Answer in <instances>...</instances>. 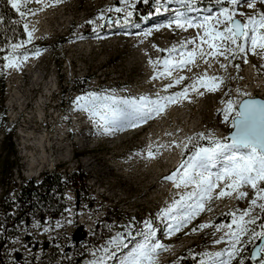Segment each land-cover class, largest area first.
<instances>
[{
	"label": "rangeland",
	"instance_id": "rangeland-1",
	"mask_svg": "<svg viewBox=\"0 0 264 264\" xmlns=\"http://www.w3.org/2000/svg\"><path fill=\"white\" fill-rule=\"evenodd\" d=\"M211 1L215 0H196L194 4L196 10L191 14L203 16L209 10L218 12V5L211 4L212 8L209 9ZM129 2L136 6L139 0H129ZM152 3L153 0H149L148 6L154 14L138 22L137 8H135L131 18L132 23L128 25L123 22V13L106 11L109 8L121 7L119 0H60L57 5H55V0H48L45 4L47 6L37 4L35 0H32L26 7H22L21 10L26 12L35 11L38 27H47L49 32L40 34L30 43L25 44L23 48L16 50L21 53L24 49L34 45H42L28 52L29 58L21 64L18 71L5 69L4 105L7 110V128L10 131L15 129L13 140L17 150L11 178L15 184L13 182L8 184L9 192L14 195L19 190L22 184L21 178H32L39 181L46 172H60L64 180L66 173L81 169L87 178L86 187L82 188L83 191L78 192L74 187L67 186L64 195L66 209L56 217L50 214L43 218L31 215L30 218L22 220L17 226L18 234L2 245L5 255L3 256L0 251V259L3 261H12L17 264L40 263L49 253L46 247L52 244L54 248H59L60 252L79 250L87 253L89 258L83 264H91L94 259L93 253L96 257L103 255L102 249L107 245L108 255L105 257L104 264H119L124 255L143 239L142 234L147 231L145 228V222H147L152 225V231L155 233L154 240H159L160 243L168 246L167 251L159 252L157 264H198L201 259L200 254L213 248L214 240L223 234L222 229L216 232L215 236L213 235L215 225L229 224L232 220L231 214L235 213L239 216L240 211L249 208V200L253 196L251 188H249L247 200L244 201L242 207H239V202L243 199H236L235 193L233 196L213 199L206 203L205 211L196 216L186 227L181 228L172 236L166 235V225L170 221L161 216L162 210L178 200L185 191H191V187L176 188L171 185L172 180L164 179L167 175L162 176L161 172L157 171L165 165L160 153L166 150L167 143L173 148V141H175L182 144L180 160H186L192 145L189 144L187 149L183 148V145L188 143L187 140L183 141L184 135L190 137L196 133L207 135L212 132L216 138L227 136L231 131L228 124L220 125L221 130L216 128L218 118L222 115L218 109L224 108L222 101L238 98L237 88L244 91L243 82L247 77L244 72L247 70V65L242 57L247 55L248 60L255 63L254 66L260 75H264V67H261L264 61L251 53L241 54L240 58L232 60L231 64H228L223 57L215 60L210 58L211 67L198 62L190 67L191 70L174 72L173 76L185 75V80L164 91V86L169 84L172 78L161 76L155 80L151 79L154 65L150 64L149 60L155 62L158 58L164 59L170 55L157 51V48L167 49L175 43L179 44L183 39L192 38L194 29L182 32L162 28L158 32L153 31L147 37L135 36L136 33L152 28L153 25L160 23L170 15V13L163 12L156 15ZM42 6L43 9L40 11ZM256 6L259 12H264V6L257 5V3ZM168 7L170 9L180 8V5L173 2ZM250 10L245 9L244 11L249 12ZM101 13L105 21H112L110 27L106 22L101 27V22L95 21ZM70 18L71 21H69ZM88 20H94L95 24H87ZM117 20H119V25L116 23ZM240 20L243 22L245 19ZM94 26L96 27L95 33L92 30ZM153 45H156V48H153ZM145 47L146 54L142 52V48ZM36 49L41 50L40 59L30 67L28 62L33 56L31 53ZM221 63L227 64L226 70L218 66ZM236 64L240 65L239 72L233 67ZM161 68L162 66L155 65L157 75ZM214 70H217V75ZM205 71L209 76L223 77L224 83L219 91L212 93L203 88L198 91H189L186 99H178L162 114L140 124L138 129L129 128L123 132L105 135L92 122L87 113L76 109L72 104L75 97L87 92L106 91L107 94H114L118 97L146 95L155 98L157 93L161 96L171 95L182 91L185 85L193 83L196 77L203 75ZM237 77H242V79H237ZM39 80L41 82L36 85L37 90L32 92L30 103L25 104L21 109L20 104L27 95V85ZM53 83L55 86L52 94L42 107L41 113H36L37 101L45 92V86ZM79 88L85 91H79ZM62 91L65 92L63 98ZM199 92L204 94L199 95ZM15 101H18V104L12 107L11 103ZM185 107H190L192 118L199 115L201 111L199 107H205L207 110L202 113L203 124L195 129L189 128L182 116H185ZM28 115H32L33 119L26 124ZM22 129L32 131V134L26 137L29 144L35 141L39 133H51L53 146L47 147L46 154L51 155L53 164L46 163V166L36 176L28 173L29 161L25 158L26 151H24L23 139L20 136ZM200 144L207 146V140L200 141ZM5 145L4 128L0 120V154ZM29 146L35 156H38L40 153L38 148ZM147 147L148 151L155 153L154 158L147 156L148 151L142 156L141 153L139 155L140 149ZM2 173L0 159V199L7 191L5 184L9 180L2 177ZM165 185L169 186L166 190L162 188ZM216 191L218 192L219 188ZM69 194L73 195L72 201L69 200ZM208 208L212 210L208 211ZM110 213L119 215L112 222L118 232L120 231L119 236L116 237V244H109V240L96 243L92 239L95 228L98 223L105 221V214ZM254 214L262 218L258 219L255 225H248V227L250 231L255 229L259 232L261 231L260 225L264 223V214L259 210ZM88 219L91 220L89 225ZM245 219L248 218L245 217ZM57 222L60 223V227H57ZM202 223H209L212 226L192 232L194 227ZM80 228L82 231L79 239L76 240L75 234ZM242 240L244 245L241 253L232 261V264H239L241 259L244 264H260L264 253H261L259 260H254L251 254L261 240L258 238L249 240L248 236L242 237ZM220 244L222 246L213 248V252L226 248L225 243ZM171 246L176 247L175 252L169 250Z\"/></svg>",
	"mask_w": 264,
	"mask_h": 264
},
{
	"label": "snow or ice",
	"instance_id": "snow-or-ice-1",
	"mask_svg": "<svg viewBox=\"0 0 264 264\" xmlns=\"http://www.w3.org/2000/svg\"><path fill=\"white\" fill-rule=\"evenodd\" d=\"M31 2L32 0H7L11 9L15 10L22 19L29 14L35 15V12L31 10L28 12L21 10ZM119 2L121 7L109 8L106 11L123 13L124 24H131L135 9L134 3H130L129 0H119ZM143 2L148 4L149 0H143ZM173 2L179 4L180 8L170 9L168 6ZM195 2L196 0H153L152 7L156 15L162 12L170 13V15L160 23L153 25L152 28L136 33L147 37L153 31L158 32L162 28L182 32L188 29L200 30L195 37L183 39L179 44H173L170 48H157V51L170 54L164 59L158 58L155 62L149 60V63L154 65L151 79L155 80L161 76L172 78L171 82L164 86V91L185 80L183 75L173 76V73L196 64L197 57L209 67H211L210 58L215 60L223 57L228 64H231L232 60L240 58V55L245 53L257 55L264 61V12H256V0H243L247 8L254 13L246 16L244 12H239L240 16H246L243 22L235 18L242 0H215V3L219 5V11L209 10L203 16L191 14L196 10ZM35 3L40 4L41 0H35ZM261 3H264V0H261ZM152 14L149 13V15ZM95 21H100L101 27L105 22L109 27L112 24L111 20L105 21L103 13L98 15ZM95 21L88 20L86 23L94 25ZM116 23L119 25V20ZM135 26L139 27V25ZM23 28L28 39L20 43L10 42L8 44L10 51L3 57V69L18 71L21 64L29 58L27 51L20 54L16 50L31 42L35 29L29 31L27 23L23 24ZM92 30L95 33L96 27L94 26ZM153 48H156V45H153ZM40 52V49H36L31 55L39 56ZM242 58L245 64L248 63L247 55H243ZM155 65L162 66L158 75ZM219 66L221 69L226 70L227 68V64L224 63ZM234 67L239 72L240 65L236 64ZM261 67H264V63ZM189 70H191L190 67ZM237 79H242V77H237ZM223 83V77L209 76L205 71L203 75L197 76L193 83L185 85L182 91L171 95L161 96L157 93L155 98L146 95L118 97L114 94H107L106 91L87 92L75 97L72 104L76 109L87 113L92 122L105 135H111L135 128L162 114L178 99H186L189 91H198L203 88L207 92L215 93L220 90ZM236 92L240 97L239 100L229 98L222 101L224 108L218 109L223 116L222 122L231 128L228 135L216 138L212 132H209L207 135L196 133L187 137L188 143L184 144L183 148L187 149L189 144L192 145L188 158L182 160L171 175L164 177L165 180H172L176 188L191 187V191H185L178 200L173 201L161 212V216L170 221L166 225L167 236H172L191 223L196 216L205 211L206 203L211 200L233 196L234 193L236 199H243L248 196L247 188L253 190L249 208L240 211L238 217L235 213L231 214V223L215 225L214 236L216 232L227 229L218 239L214 240L215 244L225 243L226 248L221 251L201 253L198 264H232V261L241 253L244 236H248L249 240L254 238L261 240L260 247L251 254L253 257L258 253H264V223L260 225L261 231L259 232L255 229L250 231L248 227V225H255L256 221L262 218L255 215L253 209H259L260 213L264 214V99L253 98L239 88ZM203 94L199 92V95ZM202 140H207V146L200 144ZM173 144L175 147H181L175 141ZM147 156L154 158L155 153L150 150ZM217 188H219L218 192ZM68 222L71 223V221ZM60 226L57 222V227ZM211 226L209 223H202L194 227L192 232ZM145 228L147 231L142 234L143 239L124 255L119 264H157L159 252L168 250V246L160 243L159 240H154L155 233L150 223L145 222ZM116 241L117 238L113 237L108 243L116 244ZM102 252L103 255L99 257L93 253L94 259L91 264H104L105 257L108 255L107 245L103 247ZM239 264H244L243 259ZM260 264H264V257L261 258Z\"/></svg>",
	"mask_w": 264,
	"mask_h": 264
},
{
	"label": "trees",
	"instance_id": "trees-1",
	"mask_svg": "<svg viewBox=\"0 0 264 264\" xmlns=\"http://www.w3.org/2000/svg\"><path fill=\"white\" fill-rule=\"evenodd\" d=\"M209 4L217 5L215 2ZM135 8H137L136 19L138 22L142 18L150 16L149 13L154 12L149 9L148 4L143 3V0H139ZM24 19L20 18L15 10L11 9L7 0H0V49H4V51H0V120L4 128V139L6 140V145L0 154V159L3 170L1 176L9 179L8 183L5 184L7 191L0 199V251H2L3 256L5 255L2 249L3 243L8 242L11 237L18 234L17 226L22 220L30 218L31 215L43 218L45 215L50 214V216L56 217L66 209L64 195L67 186H72L76 191L80 192L83 187H86L87 178L85 172L81 169L66 173L64 180L60 172H46L39 181L32 178H21L22 184L19 190L14 195H11V192H9L8 184L11 182L15 184L14 181H11V178L17 150L15 149L13 140L15 129L10 131L7 128V110L4 105L6 81L5 69L2 68V64L3 57L10 51L7 47L8 44L10 42L20 43L26 40V34L23 28ZM41 46L34 45L28 49H24L20 54H23L25 51H32ZM85 89L79 88L78 90L85 91ZM61 96L62 98L65 96L64 91H62ZM239 99L240 97L238 96L236 100ZM117 217H119L118 214H105V221L97 224L92 235V239L96 243H100L103 240H111L113 237L119 236L120 231L118 232L112 223L113 219ZM46 250L49 253L40 263L37 262L35 264H83L89 258L87 253L80 252L79 250L60 252L59 248H54L52 244L46 247ZM0 262H3V264H17L16 262H6L2 259H0Z\"/></svg>",
	"mask_w": 264,
	"mask_h": 264
},
{
	"label": "bare ground",
	"instance_id": "bare-ground-1",
	"mask_svg": "<svg viewBox=\"0 0 264 264\" xmlns=\"http://www.w3.org/2000/svg\"><path fill=\"white\" fill-rule=\"evenodd\" d=\"M48 0H41V3L40 4H47ZM56 4L57 5L59 2H57V0H55ZM256 3L257 5L260 4L262 6H264V3H261V0H256ZM53 5V4H52ZM211 5V4H210ZM209 5V6H210ZM243 5H246L245 2H243L242 0V3L241 5L237 8V10H240V12H244L245 14H254L252 10H250L249 12H245L244 10L245 9H248L247 6H243ZM243 6V7H242ZM257 7V6H256ZM40 8V7H39ZM212 8V5L209 7V9ZM42 9H43V6H42ZM259 9V8H258ZM41 11V10H40ZM257 8H256V12H257ZM31 12H35V11H32ZM259 12V11H258ZM263 12V11H262ZM36 15V14H35ZM35 15H27L26 19H25V23H27L28 25V28H29V31H32L33 29H35V31H33V38H37L40 34H44V33H47L49 32V29L46 28H39L36 21H37V18L35 17ZM64 16V15H63ZM72 18V17H71ZM71 18L69 19V21H71ZM73 19V18H72ZM240 19H246V17L244 18H240ZM59 22V21H58ZM62 22V21H61ZM60 22V23H61ZM24 23V24H25ZM65 25V24H64ZM59 26V25H58ZM66 26V25H65ZM51 30V29H50ZM199 30L197 29H194V34L193 36L195 37L197 35V32ZM135 36H139V35H135ZM180 36V35H179ZM182 36V35H181ZM184 36V35H183ZM182 36V37H183ZM191 36V35H190ZM191 36V37H193ZM27 37V36H26ZM187 38V37H185ZM28 39V38H27ZM183 39V38H181ZM179 39V40H181ZM175 44H178V43H175ZM197 44H199V41L197 40ZM91 45V44H90ZM168 46V45H167ZM169 47V46H168ZM206 48V46H205ZM143 49V53H147V50H146V47L145 48H142ZM149 54V53H148ZM40 59V55L39 56H31L29 62H28V66H32V64H35L38 60ZM247 59H249L247 57ZM198 62H201V64L204 65V62L203 60H201L199 57H197V64ZM215 63V62H214ZM247 64V63H246ZM195 65V64H194ZM217 64L215 63V66ZM220 65V64H219ZM218 65V66H219ZM255 63L252 62V61H249L248 60V64H247V70H245L246 72H244V74L247 76L244 80V91L249 93V95L251 97H256V96H260L262 98H264V75H260L258 74L257 72V69H256V66H254ZM193 65L189 66V67H192ZM205 66V65H204ZM189 67H186L183 69V71L189 69ZM207 67V66H206ZM195 68V67H194ZM197 68V67H196ZM200 68V67H199ZM217 69V68H216ZM201 70V69H200ZM211 70V69H210ZM182 71V70H181ZM179 71V72H181ZM192 71H194L192 69ZM204 71V70H203ZM216 71V75L218 74L217 73V70H214ZM221 71V70H220ZM178 72V71H177ZM186 72V71H185ZM204 73V72H203ZM212 73V72H211ZM214 73V72H213ZM220 73V72H219ZM181 74V73H180ZM184 74V73H183ZM185 76V75H184ZM37 80V79H36ZM41 82V80L39 81H35L33 82L32 84H29L27 85V88H26V92H27V95L24 99V101L20 104V107L21 109L24 107L25 104H29V99H30V96L32 94V92H34L35 90H37L36 88V85L39 84ZM55 84H47L45 86V92L43 94H41L40 96V100L37 101V105H36V110L35 111L36 113H41V109L42 107L46 104V101L49 99L50 95L52 94V90L54 88ZM190 93V92H189ZM219 96V95H218ZM220 97V96H219ZM190 99V98H189ZM216 99V98H215ZM213 100V98H212ZM216 101V100H215ZM189 102V101H187ZM207 103V102H206ZM18 104V101H15L14 103H11L12 107H15V105ZM203 105V104H202ZM212 105V104H211ZM209 107V106H208ZM186 110H185V116L182 115L184 118V122L187 123V126L191 129H195V128H198L200 125L203 124V115L202 113L207 110L205 109V107H199L201 109L200 113L198 116H195V118H192V114H191V110H190V107H185ZM210 108V107H209ZM214 109V108H213ZM197 110V109H196ZM194 112V111H193ZM31 114V113H29ZM27 120L25 121V123L27 124L29 120H32L33 119V116L32 115H28L27 116ZM41 117V116H40ZM190 117V118H189ZM223 121V116H219L218 118V122L216 123V128L221 130V126L220 125H223L224 123L222 122ZM141 126V125H140ZM140 126H137L135 128H132V129H138ZM32 134V131H28L27 129H22L21 130V138L23 139V147H24V151H26V154H25V158L27 159V161H29V171L28 173L32 176H36L37 174H39L42 169L46 166V163L47 164H53L52 163V158H51V155H47L46 152H47V147H52L53 144L51 143V133L49 132H41L39 133V135L35 138V141H33L31 144H29V142H27V139L26 137L28 138L30 135ZM187 137L184 135L183 136V141H186ZM182 142V141H181ZM28 143V144H26ZM29 145H32L34 147H37L38 150L40 151V153L38 154V156H35V154L33 153L32 150L29 149L28 146ZM166 150L161 152L160 155L164 161V167L157 170L158 172H161L160 174L162 176H165V175H171L174 171H176V169L178 168V166L181 164V160H180V152H181V147H175L173 146L170 147V144L167 143L166 144ZM182 145V144H181ZM146 151H148V147L147 148H141L140 149V152H139V155L141 153V156L144 155L143 153H145ZM141 182V181H139ZM172 186L173 185V181H172ZM169 186L166 187V185L164 187H162L163 189H167ZM247 192H249V188L246 189ZM69 196V200L72 201L73 199V195H68ZM235 196V195H234ZM222 200V199H221ZM235 199H233L234 201ZM247 200L246 197L243 198V200L241 202H239V207H242V205H244V201ZM231 201V203L233 202ZM233 204V203H232ZM235 204V203H234ZM231 205V204H230ZM244 207V206H243ZM259 209H253V212H256L258 211ZM71 213V211H69ZM238 217V216H237ZM88 225L90 224L91 220L88 219ZM224 231H227V229H223V232ZM181 245V244H180ZM179 245V246H180ZM222 246V244H215L213 246V248H220ZM178 248V247H177ZM213 248H210L208 250V252H213ZM170 251L172 252H175L176 251V247L175 246H171Z\"/></svg>",
	"mask_w": 264,
	"mask_h": 264
},
{
	"label": "water",
	"instance_id": "water-1",
	"mask_svg": "<svg viewBox=\"0 0 264 264\" xmlns=\"http://www.w3.org/2000/svg\"><path fill=\"white\" fill-rule=\"evenodd\" d=\"M236 19H238V18H236ZM240 20V19H239ZM253 98H256V99H264V98H262V97H260V96H256V97H253ZM81 231H82V229L80 228L77 232H76V240H78L79 239V237H80V233H81ZM260 245H261V242L254 248V250H253V252H255L256 250H257V248H259L260 247ZM253 257V256H252ZM261 258V253H258L255 257H253V259L254 260H259Z\"/></svg>",
	"mask_w": 264,
	"mask_h": 264
},
{
	"label": "built area",
	"instance_id": "built-area-1",
	"mask_svg": "<svg viewBox=\"0 0 264 264\" xmlns=\"http://www.w3.org/2000/svg\"><path fill=\"white\" fill-rule=\"evenodd\" d=\"M211 2H213V1H211ZM215 2V1H214ZM243 6H246V5H243ZM242 6V7H243ZM239 12H240V10H237V16L235 17V18H244V17H246V16H248V15H253V14H246V16H240L239 15Z\"/></svg>",
	"mask_w": 264,
	"mask_h": 264
}]
</instances>
